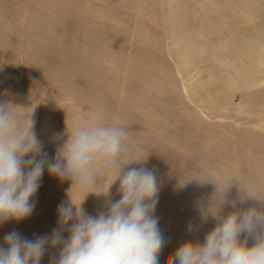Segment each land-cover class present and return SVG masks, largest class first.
Here are the masks:
<instances>
[{
    "label": "rangeland",
    "instance_id": "rangeland-1",
    "mask_svg": "<svg viewBox=\"0 0 264 264\" xmlns=\"http://www.w3.org/2000/svg\"><path fill=\"white\" fill-rule=\"evenodd\" d=\"M67 44L77 46L76 68L61 60ZM0 102L35 122L49 158L82 121L125 127L123 164L147 162L124 171L143 166L157 176L165 264L216 226L201 217L216 185L202 181L230 187L222 216L236 211L235 180L264 196V0H0ZM119 171L98 167L103 183L88 191H105ZM118 188L117 180L111 200L121 198ZM70 189V180L45 170L33 214L0 225V246L13 230L29 239L51 234L52 216L70 197L88 214L106 209L105 196ZM189 224L198 230L189 233ZM59 251L47 248L41 264Z\"/></svg>",
    "mask_w": 264,
    "mask_h": 264
},
{
    "label": "clouds",
    "instance_id": "clouds-1",
    "mask_svg": "<svg viewBox=\"0 0 264 264\" xmlns=\"http://www.w3.org/2000/svg\"><path fill=\"white\" fill-rule=\"evenodd\" d=\"M10 105L0 102V225L31 217L45 170L62 182L70 180L71 189L75 187L88 194L95 193L89 189L103 183L98 182V167L120 171L105 191L95 193L105 196V210L92 215L83 209L84 201L78 206L71 197L67 203L62 201L57 207L58 227L51 234L32 239L15 230L5 234L4 244L0 246V264H41L49 247L60 249L58 257H50L49 264H160L165 239L159 227L160 217L155 215L160 191L158 180L155 171L147 167H130L124 171L133 163L147 162V159H133L123 164L129 152V131L92 117L68 132L67 140L49 158L34 130L35 122L30 119V125L27 124V118H22ZM117 180L121 198L111 200L110 189ZM202 182L216 185L211 205L201 209L202 220L207 222L211 216L217 220L216 226L202 242L182 243L166 258L165 264H264V196L235 180L233 184L239 189L231 206L236 211L222 216L225 194L230 187L225 189L215 178ZM185 183L182 176L179 186ZM250 199L258 203L237 207ZM214 203H219L218 210L213 208ZM197 230L193 224L187 227L189 233ZM249 238L255 240L251 246Z\"/></svg>",
    "mask_w": 264,
    "mask_h": 264
},
{
    "label": "bare ground",
    "instance_id": "bare-ground-1",
    "mask_svg": "<svg viewBox=\"0 0 264 264\" xmlns=\"http://www.w3.org/2000/svg\"><path fill=\"white\" fill-rule=\"evenodd\" d=\"M67 48L61 52V60L68 68H76L77 65V46L74 44H67ZM58 218V215L52 216Z\"/></svg>",
    "mask_w": 264,
    "mask_h": 264
}]
</instances>
